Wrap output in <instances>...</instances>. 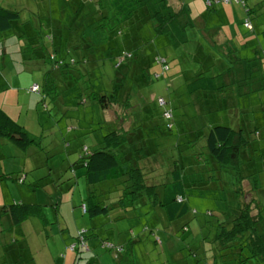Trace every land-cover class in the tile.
Instances as JSON below:
<instances>
[{
  "label": "rangeland",
  "instance_id": "obj_1",
  "mask_svg": "<svg viewBox=\"0 0 264 264\" xmlns=\"http://www.w3.org/2000/svg\"><path fill=\"white\" fill-rule=\"evenodd\" d=\"M77 1L0 0L2 7L20 13L22 24H29L20 26L18 31L0 32V71L7 74L8 82L0 87V107L39 140L38 146L29 147L19 156L10 149L16 148L8 141L11 147L7 145L2 149L0 207L14 199L35 201L41 210L39 216L47 221L45 224L41 219H27L22 225L26 243L20 244L22 241L18 238V249H15V245L3 244L4 237H9L8 242L13 239L14 229H7L1 220L0 264H240L238 260L249 257L247 248H242L243 255L239 256L236 252L222 250L214 237L219 222L231 223L246 194L242 193L241 197L235 192L231 174L217 175L209 171L211 165L207 164L209 157L203 148L204 140L196 142L192 138L206 131L208 125L246 130L251 150L242 160V176L255 174V199L264 208V138L259 141L253 133L260 125L264 131V111L260 109L259 96L245 102L247 99L238 97L232 87L226 90L224 99L218 96L216 100H209L208 95L191 94L188 84L194 71H201L209 64L207 56L212 57L214 71H217L238 58L262 55L264 0L218 3L211 9L207 8L205 0H168L175 9L181 6L188 9L191 18L190 26L185 29L186 43L176 49L165 36L155 35L150 22L141 28L137 23L130 25L137 46H144L151 62L149 70L148 63L142 70L127 67L125 83L130 87V113L134 121H147V125L133 130L131 142L120 154L126 157L120 167L125 171L140 168L147 185L157 186L158 193L164 184L173 181V172L180 174L187 184L184 194L189 209L185 217L173 222L165 218L164 211L153 203L146 191L132 205L118 206L120 193L110 182L100 183L94 189L99 193L95 198L97 205L113 204L111 210L99 216L84 213L83 205L87 204L90 187L85 181L80 157L86 149H97L103 136L115 130L118 124L127 129L133 122L120 106L107 112L100 109L91 95L93 91H100L99 79L87 81V76H83L84 66L76 64L68 72L54 71L50 78L57 80L45 93L30 91L33 84L42 87L44 75L51 72L52 65L44 62L39 51L24 52L22 47L31 37L38 38V31L42 30L41 43L49 49L48 36L53 35L58 23L64 27L72 24L71 6ZM249 9L254 11L249 13ZM135 25L139 28L137 31ZM17 32L24 34L21 40ZM225 41L227 45L222 47ZM227 50L229 53L225 55ZM156 54L168 59L169 71L162 73L152 62ZM1 63H5L6 68ZM111 87L108 85L106 89L111 92ZM160 98L174 112L171 131L165 129L160 117ZM81 99L86 102L82 103ZM25 160L24 169L19 170L20 162ZM7 175L18 178L26 175L25 182L15 186L5 180L9 179ZM248 184L251 185L248 178L242 182L245 193L249 191ZM8 185L11 192L6 194ZM247 198L249 200V196ZM79 232L84 234L91 250L81 251L77 256L78 249L73 252L70 248L75 244L79 248ZM105 243L109 247L104 249ZM111 245L114 249H110ZM118 247L123 252L116 258ZM11 250L13 252H8ZM243 264L258 263L249 258Z\"/></svg>",
  "mask_w": 264,
  "mask_h": 264
},
{
  "label": "trees",
  "instance_id": "obj_2",
  "mask_svg": "<svg viewBox=\"0 0 264 264\" xmlns=\"http://www.w3.org/2000/svg\"><path fill=\"white\" fill-rule=\"evenodd\" d=\"M243 1L245 0H229L228 2L205 0L204 2L207 8L211 9L218 3L226 5L233 2L240 4L241 2L244 4ZM71 7L73 10L72 24L67 27L60 23L56 25L53 35L50 33L48 36L49 49L44 43H41L42 30L38 31V38L31 37L22 47L24 52L35 54L36 51H39L44 62L47 61L52 65L51 72L44 75L42 87L35 84L38 86L36 93L43 94L47 89L53 87L54 81L57 79H51L50 76L54 71L68 72V70L74 69L76 64H80L84 66L83 76H87V81L90 82L92 78L99 79V86H97L100 91H93L91 95L94 96L93 99L99 104L100 109L107 112L114 106H120L127 111V117L133 119L127 129L117 123L118 126L115 130L103 136L97 149L93 151L86 149V152L80 157L81 165L85 169L84 178L90 187L86 199L87 204L83 205L84 213H89L90 216H99L105 215L111 210L113 204L97 205L95 198L99 196V193L94 189L100 183L110 182L120 193L116 201L120 207L125 208L132 205L146 191L148 197L153 199V203L164 211L168 221L173 222L185 217L189 209L184 194V185L187 184L184 183L179 173L171 172L174 175L173 181L164 184L162 191L158 193V191L156 192L157 186L147 185L140 168H129L127 171L121 169L120 165L126 161V159L124 160L126 157L123 158L120 154L131 142L130 136L133 130L147 125V121L140 123L134 121V117L130 113V87L125 83L127 67L131 66L134 70H142L148 63L149 70L151 66L150 59H147L150 55L146 54L143 45L137 46L138 41L130 30V25L137 23L136 25L141 28L150 22L155 35L165 36L169 40L170 46L176 49L186 43L185 29L191 24L188 9L184 6L175 9L168 0H78ZM251 11L254 10L249 9V13ZM75 21L77 22L73 25ZM247 21L245 24L250 27ZM25 25L29 26V24L21 23L18 11L6 9L0 5V32L18 31L20 26L24 27ZM139 28L134 27L135 31ZM23 35L19 32L16 33L19 40ZM112 38L118 39L111 43ZM29 41L31 43H28ZM225 45L227 42L222 47ZM261 52L262 55H255L253 58H238L223 70L219 68L217 71H214L212 57L207 56L206 60L210 61L209 64L202 67L203 70L193 72L191 82L188 84L189 92L205 94L208 95L207 99L216 100L218 96L224 99L227 96L226 90L233 87L238 97L247 99L245 102H248L252 96H259L260 109L264 111L262 108L264 107V51ZM228 53L229 50L225 55ZM202 54L204 55L203 51ZM152 62L161 68L162 73L169 69L168 59L164 56L156 54L153 56ZM165 67H167L166 70H164ZM121 70H124L123 74L120 73ZM118 77H121V80L117 81ZM108 85H112L111 92L106 89ZM30 91L35 92L31 87ZM81 102L85 103L86 100L81 99ZM167 104L163 98H160V103H158L162 108L160 117L164 120L165 129L171 131L175 118L173 110L166 107ZM166 114H169V117H166ZM123 117L125 118L126 114ZM261 129L260 125L253 130L259 141L264 138V131ZM0 138L6 139L22 151L39 145L38 138L31 136L22 125L1 108ZM201 139L204 140L203 148L209 157L207 160V164L211 165L209 171L217 172V175L231 174L235 180V192L241 197L242 193L246 194L244 201L241 200V205L232 217L231 223H218L214 242H218L222 250L236 252L239 256L243 255L242 248H247L249 257H242V260H238L240 264L249 258L255 259L258 264H264V208H261L255 199L254 190L257 189L255 174L248 177L242 176V160L247 158L248 151L251 150L248 132L242 128L234 129L227 125H208L206 131L196 133L192 138L196 142ZM8 178L18 184L24 182V177L9 176ZM247 178L251 185L248 184L249 191L245 193L242 190V182ZM42 180L39 181V184ZM3 208L2 213L10 217L16 225H20L30 218L41 219L47 224L45 217L39 216L41 210L36 204L19 202L3 206ZM77 239L79 248H77V244L70 248L73 252L78 249L77 256L81 251L91 250L87 246L88 242L82 232H79ZM107 247L109 246L105 243L103 248ZM110 249H114L113 245L110 246ZM122 252V248L118 247L115 257L117 258Z\"/></svg>",
  "mask_w": 264,
  "mask_h": 264
},
{
  "label": "crops",
  "instance_id": "obj_3",
  "mask_svg": "<svg viewBox=\"0 0 264 264\" xmlns=\"http://www.w3.org/2000/svg\"><path fill=\"white\" fill-rule=\"evenodd\" d=\"M5 40V39H4ZM225 42H228V41H225ZM2 51H0V53H1ZM2 64V66H3V68H6V66H5V63H1ZM11 69H14L12 66H11ZM2 71H0V87H4V86H6L7 84H8V82H7V79H6V75L7 74H2L1 73ZM22 72V71H21ZM11 75V74H10ZM1 79H2V84H1ZM35 85V84H34ZM33 86V85H32ZM1 108V107H0ZM3 111H5L6 113H7V111L5 110V109H3V108H1ZM8 114V113H7ZM9 115V114H8ZM10 116V115H9ZM11 117V116H10ZM12 118V117H11ZM13 119V118H12ZM15 120V119H14ZM9 146V144H8V142H7V140L6 139H3V138H0V154H1V152H2V149L5 147V146ZM14 146V145H13ZM11 146H9V148H10ZM15 147V146H14ZM16 148V147H15ZM11 150H14L15 152H16V154H17V156H19V154L20 153H26L25 152V150L24 151H22V150H20V149H18V148H16V149H14V148H10ZM28 149V148H27ZM26 163V160L21 164V162H20V168H19V170H21V169H24V164ZM21 172V171H20ZM5 175V174H4ZM7 176H11V175H7ZM14 177V176H13ZM25 177H26V175H25ZM25 177H24V179H25ZM16 178V177H15ZM14 179V178H13ZM5 180H10L12 183H14V185L15 186H19L18 184H17V182L16 181H14V180H12V179H5ZM25 182V181H24ZM21 184H23V183H21ZM12 187H14V186H12ZM11 192V189H10V186L8 185L7 186V193L6 194H9ZM32 192V191H31ZM6 194H3V196L4 195H6ZM2 196V197H3ZM2 202H4V198H2ZM19 202H21V203H25V204H36V202L35 201H31V200H29V202L27 203V202H24V201H22V200H20V201H18L17 199H14V200H11V203L10 204H7V203H2V205H1V207H0V218L3 220L2 221V223L3 224H5L6 225V228L7 229H9V230H11L12 231V229H14V231H13V233L14 234H11V235H14V237H13V239L12 240H10V242H8V240H9V237H4L3 239H4V241H3V244L5 245V246H7V244L8 243H10V245H15V249H18V238H20V244H23V242L25 241V243H26V239H25V236H24V232H23V228H22V225H23V223H25V222H23V223H21L20 225H16L13 221H12V219L10 218V217H8V216H6L5 214H3L2 213V208H3V206H6V205H11V204H13V203H19ZM4 209V208H3ZM1 214L3 215L2 217H1ZM5 215V216H4ZM33 219H35V218H33ZM37 219V218H36ZM27 221V220H26ZM1 230H3L2 228H0V232H1ZM10 235V236H11ZM16 238H17V241H15L16 240ZM14 240V241H13ZM11 243H14V244H11ZM8 252H13L12 250L11 251H8ZM13 255V254H12Z\"/></svg>",
  "mask_w": 264,
  "mask_h": 264
},
{
  "label": "built area",
  "instance_id": "obj_4",
  "mask_svg": "<svg viewBox=\"0 0 264 264\" xmlns=\"http://www.w3.org/2000/svg\"><path fill=\"white\" fill-rule=\"evenodd\" d=\"M225 2H228L229 0H224ZM167 69V67H165V69L164 70H166ZM31 89L33 90V91H37L38 90V86L37 85H33L32 87H31ZM166 117H169V114H166Z\"/></svg>",
  "mask_w": 264,
  "mask_h": 264
}]
</instances>
